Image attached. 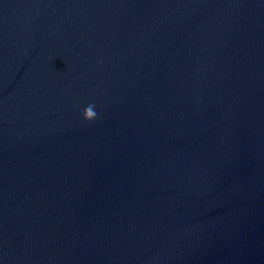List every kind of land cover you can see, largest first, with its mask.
I'll list each match as a JSON object with an SVG mask.
<instances>
[{
	"label": "water",
	"instance_id": "water-1",
	"mask_svg": "<svg viewBox=\"0 0 264 264\" xmlns=\"http://www.w3.org/2000/svg\"><path fill=\"white\" fill-rule=\"evenodd\" d=\"M0 264H264V0H0Z\"/></svg>",
	"mask_w": 264,
	"mask_h": 264
},
{
	"label": "clouds",
	"instance_id": "clouds-1",
	"mask_svg": "<svg viewBox=\"0 0 264 264\" xmlns=\"http://www.w3.org/2000/svg\"><path fill=\"white\" fill-rule=\"evenodd\" d=\"M94 109H95L94 104H89L87 107L84 108L82 112V118L84 119V121L90 122L96 119L97 113Z\"/></svg>",
	"mask_w": 264,
	"mask_h": 264
}]
</instances>
